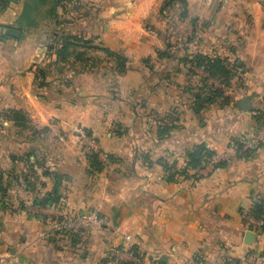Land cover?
Listing matches in <instances>:
<instances>
[{
  "label": "crops",
  "instance_id": "crops-1",
  "mask_svg": "<svg viewBox=\"0 0 264 264\" xmlns=\"http://www.w3.org/2000/svg\"><path fill=\"white\" fill-rule=\"evenodd\" d=\"M30 2L36 8L26 19L22 15ZM164 2L79 0L86 14L81 31L124 56L122 72L103 50H87L89 68L73 56L62 61L47 54V42L55 38H42L39 16L52 7L51 0H9L0 7L5 167L0 164L9 185L4 203L0 197V255H15L17 264H191L192 257L208 264L260 263L251 261L249 251H263L264 231L247 243L252 229L242 211L264 198V146L239 157L231 140L256 130L252 111L264 97V0H187L184 19L180 4L161 14ZM159 51L170 55L161 57ZM197 52L242 63L244 79L233 78L238 89L229 105L218 100L194 109L204 73H189L182 59ZM39 69L46 73L43 88L36 84ZM244 98L250 99L248 111L236 106ZM11 110L26 115L24 124L8 117ZM168 113L178 117L180 127L160 138L154 119ZM74 127L90 131L89 148L99 153L103 170L90 168ZM200 142L215 157L228 152L231 158L224 167L207 164L199 179L165 181L159 160L180 167L186 150ZM28 147L35 154L31 162L35 156L42 161L33 164L36 180L5 175L26 171L25 163L10 156H25ZM108 155L116 161L109 162ZM44 169L53 174L44 175ZM55 173L61 176V198L52 208L42 206L37 202L52 191ZM60 205L96 210L109 225H93L79 235L50 232ZM114 247L121 250L119 257L112 254Z\"/></svg>",
  "mask_w": 264,
  "mask_h": 264
},
{
  "label": "trees",
  "instance_id": "trees-1",
  "mask_svg": "<svg viewBox=\"0 0 264 264\" xmlns=\"http://www.w3.org/2000/svg\"><path fill=\"white\" fill-rule=\"evenodd\" d=\"M9 0H0V7L5 8L8 4ZM52 7H49L45 15H47L50 19L53 20V23L56 25V29H54L51 35L55 38L53 41L47 42V54L49 55H56L58 60L66 61L67 58L73 56L75 60L81 61L83 67H88L93 65L90 61L89 57H86L87 50H103L109 57H112L116 60L118 70L122 72L124 70L126 59L124 56L115 53L108 48H102L96 45L92 38H86L84 32L82 30V20H84L85 13L79 12L81 7L79 5V0H51ZM32 2L27 4L25 10L23 12L22 17L29 19L33 11H35L36 7H33ZM175 4H180L182 6L181 12V19H184L188 16L187 12V0H165L164 4L161 6L160 13L164 14L170 8L174 7ZM71 5L72 7H69ZM72 12H76L78 14L77 19L75 17L71 20L66 19V15H70ZM65 17V19H64ZM198 19H193V23H196ZM161 57H168L170 55L167 51H159L158 52ZM187 63H191L195 65L197 68L201 69L206 75L202 77L203 86L201 91H198L194 94V102L195 106L194 109L199 111L201 108L204 107V104H209L213 101H220L222 106L229 105L231 103V98L227 96L224 91L216 86L214 83L211 82L210 79L217 80L224 85H231L233 78L236 76V69L242 67V63L239 59H235L234 61H230L227 58H224L220 55H208L204 53H194L191 55H187L184 59H182V64L185 66ZM187 71L191 74H195V71L192 69H187ZM46 73L44 69H39L36 74L37 79V86L44 87L47 85V81H45ZM206 88L207 90H203ZM8 117L13 119L15 123L24 124L26 120V115L20 110H11L8 113ZM256 121V128L258 121H260L262 115L253 116ZM165 118H167L171 123L166 125H158L157 134L160 138H164L170 134V132L180 127L177 124L179 120L178 117L174 113H168ZM87 135H90V131L88 129H84ZM249 133L241 134L237 137H234L231 140V144H235L238 146V149L241 148L240 139L246 136ZM264 146V145H262ZM260 146L259 148H261ZM10 147V146H9ZM11 148V147H10ZM28 147L26 155H11L10 158L13 161L22 162V163H30L31 168H33V164L37 163L42 166V161L36 159L34 163L31 162L30 157L34 154L33 149H29ZM38 148V147H37ZM259 148L249 149L244 151H237V155L239 157H248ZM86 158L89 162V166L91 169L95 171H101L105 167V163L100 158V155L97 151L93 149H87L85 152ZM215 152L207 147L204 142L196 143L188 148L185 152V162L182 166H177L176 161L169 162L165 158H161L159 162H161L164 170H165V181L167 182H175L178 179V176H183L184 178H194L199 179L202 175L199 173L200 170L204 169L207 164L212 160L214 157ZM107 159L109 162H114L116 159L113 155H108ZM227 163V160H220L214 164L215 168L224 167ZM27 172L24 169L19 174H10L6 173L5 175L9 177H16L18 179L22 177V180L29 181L30 175L25 174ZM44 175H51L52 172L44 169ZM21 175V176H20ZM55 184L52 191L46 193L45 197L41 198L38 204L42 206H51L58 204L61 195L59 194V187L61 185V176L57 173L54 174ZM9 185L4 182L3 175L0 173V197L1 202L4 203L5 198H7ZM243 213V211H242ZM249 214L256 220H263L264 221V198L258 197L253 201L252 207L249 209ZM247 224V221L244 220ZM249 229L253 228L252 224L247 225ZM264 230V223L260 227ZM86 231V229H81L76 232H62L63 235H79L81 232ZM58 233V232H56ZM135 256L138 259H141L140 254L137 252V249L132 247L131 249ZM264 255V249L261 252ZM199 258V257H198ZM104 262V261H103ZM230 264L231 262H226ZM128 264H135V263H128Z\"/></svg>",
  "mask_w": 264,
  "mask_h": 264
},
{
  "label": "built area",
  "instance_id": "built-area-1",
  "mask_svg": "<svg viewBox=\"0 0 264 264\" xmlns=\"http://www.w3.org/2000/svg\"><path fill=\"white\" fill-rule=\"evenodd\" d=\"M186 69H192L193 71L199 70L195 65H192L191 63H187L184 66ZM201 70V69H200ZM204 73V72H203ZM204 75H206L204 73ZM236 79L237 81H243L244 79V72L241 68L236 69ZM211 82L215 83L217 80L210 79ZM216 86L221 88L224 93L231 98V101L234 99L235 94H233L234 88L232 85H224L223 83L217 81ZM253 116L256 115H262L260 121H258L257 128L253 133H249L246 136L242 137L240 139L241 148L238 149V146L234 145L235 151L241 152L244 150L249 149H255L259 148L260 146L264 145V97L262 98V105L259 108H255L252 111ZM154 122L156 125H166L170 124L171 122L165 118V116L158 117L154 119ZM81 138L86 139L87 134L85 130L81 127H76L74 129ZM231 158L230 154L228 152L222 153L220 158L213 157L212 160L208 163V166H214V164L217 161L220 160H229ZM202 170H200L201 172ZM50 207V206H49ZM52 208V207H50ZM54 213V217L50 221V232H76L81 229H88L90 226L97 225V226H107L109 225V221L107 217L101 213H99L96 210H88L84 212H76L73 210H68L63 206H56ZM243 218L248 222V224H252L253 228L251 231H253L255 234H261L262 229L260 228L261 225L264 223L263 220H256L254 219L250 214L249 210H243ZM126 239H130L128 235L125 236ZM112 254L116 257H119L118 255L121 253V250L119 247H114L112 249ZM256 260L260 261L262 264H264V255L261 254V252L253 251L251 252ZM230 264H238L237 261H230ZM18 258L15 255L11 254H4L0 255V264H17ZM191 264H208L204 260L198 258V257H192L190 259Z\"/></svg>",
  "mask_w": 264,
  "mask_h": 264
},
{
  "label": "rangeland",
  "instance_id": "rangeland-1",
  "mask_svg": "<svg viewBox=\"0 0 264 264\" xmlns=\"http://www.w3.org/2000/svg\"><path fill=\"white\" fill-rule=\"evenodd\" d=\"M69 7H72L71 5H69ZM80 7H82L81 9H80V11L79 12H81V13H83L84 12V10H85V7L84 6H80ZM40 18H41V20H42V23H43V27H41V29H40V31L42 32V38L43 39H46V38H48V35H49V37L51 36V33H52V31L54 30V29H56V25L54 26V24H53V22L51 23L50 22V19L48 18V16L47 15H45V13L44 12H42L41 13V15L39 16ZM65 17H67L66 19H69V20H71V19H73L74 17H75V19H77V17H78V14L76 13V12H72L70 15H66ZM65 17H64V19H65ZM46 23V24H45ZM47 23H49V24H47ZM44 24H45V27H44ZM49 25V26H48ZM46 46V44L44 45V47ZM44 47L42 46V48L44 49ZM47 47V46H46ZM240 83V82H239ZM236 89H238V87H236L234 90H233V94H236ZM237 95V94H236ZM158 126V125H157ZM76 127H74V129H75ZM73 129V132H74V134H78L75 130ZM78 138H79V143L81 144V146L83 147V148H86V149H89V147H91L92 145H91V141L89 140V138H86V139H83V138H81V136H79L78 135ZM93 148V147H92ZM0 160H1V163L4 165V167H5V164L3 163V158L2 157H0ZM25 167H26V170H27V172L25 173V174H29L31 177H30V180L31 181H35L36 180V177H37V175H35V173H33V168H31V164L30 163H26L25 164ZM4 170V168H2V166H1V164H0V173L1 174H3V172H5V171H3ZM14 171H16V172H18L19 170H18V168H16ZM15 172V173H16ZM264 230L262 229V232H263ZM113 249V248H112ZM113 253V252H112ZM249 256L252 258V260L251 261H254V262H260V261H258V260H256L257 258H255L254 256H253V254L251 253V251H249ZM254 259V260H253ZM259 264H262L261 262L259 263Z\"/></svg>",
  "mask_w": 264,
  "mask_h": 264
},
{
  "label": "water",
  "instance_id": "water-1",
  "mask_svg": "<svg viewBox=\"0 0 264 264\" xmlns=\"http://www.w3.org/2000/svg\"><path fill=\"white\" fill-rule=\"evenodd\" d=\"M236 106L244 111H248L251 109V103L249 98L241 99L240 101L236 102ZM255 233L251 230L247 231L245 240L247 243H252L255 238Z\"/></svg>",
  "mask_w": 264,
  "mask_h": 264
}]
</instances>
